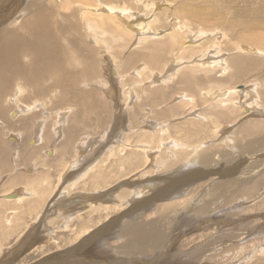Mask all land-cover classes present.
<instances>
[{"label": "rangeland", "instance_id": "1", "mask_svg": "<svg viewBox=\"0 0 264 264\" xmlns=\"http://www.w3.org/2000/svg\"><path fill=\"white\" fill-rule=\"evenodd\" d=\"M64 1L0 0V64L10 65L6 70L9 76L4 78L6 85L3 84L5 96L2 97L6 98L9 94L15 97L17 83L21 80L25 90L21 96L16 92L17 97L20 102L32 103L28 105L29 110L21 112L15 107L14 97L13 100L9 98L8 109L4 113L5 125L0 121V194L21 187L22 183H7L13 175H34L50 163L55 164L52 161L54 156H47L45 151L60 147L61 143L66 142V136L64 139H60L62 136H57L58 139L54 137L52 131L56 130H51L49 124L57 120L64 123L59 117V110H65L69 103L80 104L70 107L72 111L67 115L69 122L63 130L75 123L73 125L78 126L79 139L85 138L84 142L90 143L85 150L92 155L82 159L81 163L97 162L108 148L126 145L128 141L138 142L144 133L156 135L157 143L162 137H168V131L175 139L191 144L209 138L192 150L190 157L186 152L179 153L185 160L187 158L186 163L184 158H176L168 145L162 144L164 148L153 149V152L150 150L153 155L144 166L139 167L141 164L135 163L132 168H124L120 172L121 177L129 171L131 173L120 177L117 184L103 190L102 196L99 194L95 199L102 201L108 198L105 204H113L112 198L117 191L122 193V190L129 189L131 192L118 199L114 197L120 208L92 213L93 218L101 217L102 222L96 225L92 223L95 227L91 226L92 229L80 238L76 232L79 224L76 214L72 215L71 220L66 219L71 224L70 229H66L64 227L68 223L62 216L51 218L54 210H60L55 207L51 213L46 212V216L41 218L43 221L32 224L22 236H11L2 247L4 251L0 255V264H264V116L260 114V111H264V100L258 97V89L254 91L255 96L245 92L242 101L252 103L258 112L249 115L241 109V104L236 106V111L227 115V121H233L223 123H229L226 126L229 129L227 134L221 129L220 132L215 130L218 137L213 138L212 120L215 119L205 113L209 114L212 110L221 112L232 103L224 100L221 106H213L204 94L214 90L222 92L231 87L242 90L256 80H264V52L235 55L236 47L250 44L264 51V41L257 36L254 38L259 40L253 38L254 33L264 36V0H66L63 5ZM148 1H153L150 3H155V6L146 7ZM79 3H90L89 9L104 13L112 5L123 7L126 11L118 9L116 20L128 30V27H134V32L129 31L130 34L125 36L111 28L110 32L102 35L96 15L86 14ZM156 3H163L164 6ZM156 9H160L159 14ZM104 13V16L112 15L110 12ZM155 14L159 15L157 19L160 22H153ZM110 22L116 28V22ZM183 23L187 24L186 28ZM177 24L183 28L177 32L176 46H180L179 39L191 46L184 52L180 50V58H176V55L172 57L177 51L169 52L171 48L165 44L168 40L165 35L174 31L171 27ZM47 26L51 27L49 31L54 30L51 33H58L63 45L53 41L55 39L51 38L50 33L43 32ZM11 30L17 32L16 36H9ZM7 36L10 41L2 49ZM39 36L43 40L38 42L46 40L42 47L39 45L40 49H36L34 47ZM194 40L197 43L193 44ZM62 46L71 60L64 61L59 78L53 75L49 77V73L44 72V66L58 63L57 52ZM157 46L162 52L155 60L152 54H155L154 47ZM18 54H25L26 59L21 57L25 61L17 60ZM195 56L198 60L203 56L205 61L222 56L229 62L235 56H240L245 59V67L235 72L229 64L231 69L222 74L220 66L195 65ZM169 61H172V65ZM176 64L180 67H177L179 71ZM23 70H30L32 79L38 78L33 87L28 81L29 77H19L18 73L21 74ZM71 70L75 79L85 78L88 83L71 87ZM58 81L63 82L62 87ZM30 85L31 90L28 89ZM109 91L111 93L107 94ZM72 96L81 101L75 103ZM93 103L97 108L99 105L102 108L97 110L91 105ZM61 105L64 108H60ZM16 109L21 116L14 118L11 112ZM39 120H44L43 125H46L43 131L48 130L45 138L47 145L42 142L32 146L29 140L33 137L38 140L35 123ZM256 120L263 121V124L258 130L251 129V134L244 138L243 135H246L239 131L240 126ZM191 123L193 127H199L193 134H190L193 129L189 133L187 130ZM159 131L160 138L157 134ZM17 133H21L20 136ZM73 141H67L69 145L61 149L58 159L60 155H65L66 162L75 161V158L72 159ZM151 144L139 147L147 148ZM218 144L220 146H216ZM23 147L27 148L26 151ZM75 155L80 157V153ZM175 162L181 164L173 165ZM57 166L53 167L52 182H56L65 164L60 167L58 163ZM71 169L65 180L78 170ZM65 180L58 188L57 195L62 192ZM150 184V187H146ZM90 187L76 185L77 190L82 191ZM68 192L71 194L69 189L64 198ZM80 205L84 207L86 202H81L78 207ZM79 212L83 213L80 218L84 221L88 219L84 209H79ZM105 214L108 216L104 219ZM33 215L28 216V220ZM50 218L53 219L52 224L47 222ZM97 219L96 222L99 221ZM44 222L47 223L46 227L53 229L49 237L43 233L46 230L42 225Z\"/></svg>", "mask_w": 264, "mask_h": 264}, {"label": "bare ground", "instance_id": "2", "mask_svg": "<svg viewBox=\"0 0 264 264\" xmlns=\"http://www.w3.org/2000/svg\"><path fill=\"white\" fill-rule=\"evenodd\" d=\"M63 1V0H62ZM66 1V0H65ZM64 1V3H62L63 5L66 3ZM127 2V1H126ZM149 2V1H148ZM150 2H153V1H150ZM146 3L145 6L149 8V6H155V3ZM69 2H67L68 4ZM77 3V2H75ZM83 3V2H82ZM82 3H79L81 5L80 8H83V10L86 12V14H88L89 16H91L92 14L96 15V18H97V21H98V26L99 28L101 29L102 31V35L107 34V32L109 31L110 32V29L113 28L115 30H119L121 33H123L125 36H128L127 34H130L131 31H133L132 29H134V27H128L129 30L123 26V24L121 25L117 20H116V15L115 13L118 11V9H122V12H125L126 9H124L123 7H119V6H110L106 11L107 14L110 12L112 13V15L109 17V15L106 17L103 15V11H99L98 9H89V5L91 6V4H87V5H82ZM100 3V2H99ZM164 3V2H163ZM163 3H160L161 6L163 5ZM168 3V2H167ZM79 4H77L78 6H80ZM116 4V3H115ZM156 4H159V3H156ZM159 4V5H160ZM99 5V4H98ZM127 5V4H126ZM159 5H156V6H159ZM67 6V5H65ZM69 6H70V3H69ZM68 6V7H69ZM136 6V5H135ZM164 6V5H163ZM162 6V7H163ZM166 6V5H165ZM66 7V8H68ZM160 7V6H159ZM158 7V8H159ZM135 8V7H134ZM154 8V7H153ZM157 8V7H156ZM161 8V7H160ZM165 8V7H164ZM184 8V7H183ZM129 9V7H128ZM142 9V8H141ZM178 9V8H177ZM176 9V10H177ZM182 9V7H181ZM136 10V9H135ZM180 10V9H178ZM183 10V9H182ZM99 11V12H97ZM120 11V10H119ZM153 11V10H152ZM157 11V9L155 10ZM159 11V12H158ZM158 11L156 13H160V9H158ZM247 10H245L246 12ZM106 12L104 14H106ZM169 12V11H168ZM178 13V11H176ZM174 12V13H176ZM244 12V11H243ZM248 12V11H247ZM131 14V11L129 12ZM165 13V12H164ZM252 13V12H250ZM249 13V14H250ZM151 14V13H150ZM246 14V13H245ZM133 15V14H132ZM149 15V14H148ZM176 15V14H174ZM243 15V14H242ZM248 15V14H246ZM154 20L153 22H156L158 21L159 19L157 18H160L159 15L155 14L154 15ZM178 16V15H177ZM170 17V15H169ZM127 18H128V15H127ZM134 18V17H133ZM132 18V19H133ZM177 18V17H175ZM262 18V17H261ZM168 19V18H167ZM166 19V20H167ZM172 19V18H171ZM170 19V21H171ZM177 19H180L179 17ZM43 20V19H42ZM119 20V19H118ZM122 20V19H121ZM257 20V19H255ZM261 20V19H260ZM40 21V20H39ZM110 21H114L116 22L115 24V27H113L112 23ZM181 21V20H180ZM179 21V23H181ZM259 21V19H258ZM46 21H43V23H45ZM123 22V21H122ZM125 22V21H124ZM160 22V20H159ZM162 22V21H161ZM188 22V21H187ZM255 22V21H254ZM129 23V22H128ZM127 23V24H128ZM169 23V22H167ZM166 23V25H167ZM261 23V22H260ZM258 24V23H257ZM45 25V24H44ZM138 25V24H136ZM139 25H141V23H139ZM170 25V23H169ZM178 25V27H177ZM176 26H172L171 28H174L175 30L172 31L171 33L165 35L167 36L168 40L165 42L166 46H168V48H171L169 52H173L175 53L174 51H177L174 56L172 57H176V58H180L178 57L179 55V52L181 50V52L183 51L184 52V49H189L190 47H188V45H186L184 43V41L182 40L181 42V39H179L180 41V46L177 47L176 46V41L178 39V34L177 32H179L178 30L180 28H183V26H185V28L187 27V24L186 23H183L181 26H179L180 24H177ZM253 24H251L252 26ZM256 25V24H254ZM259 25V24H258ZM53 26V25H52ZM55 26V25H54ZM130 26V24H129ZM171 26V25H170ZM51 28V27H44V31L45 33H50L51 34V38H54L55 40L53 41H57V43L59 45H63V43L61 42V37H58V33L56 32H52L51 31H54L53 29H51V31H49L48 29ZM138 28V27H137ZM141 29V27H139ZM138 28V29H139ZM170 28V27H169ZM255 28H258V27H255ZM259 28L261 29V27L259 26ZM55 29V28H54ZM263 29V28H262ZM142 30V29H141ZM118 31V32H119ZM130 31V33H129ZM134 32V31H133ZM140 32V31H139ZM217 32V31H216ZM16 33L15 30H11L9 31L8 34H10L9 36L10 37H13V36H16ZM156 34V33H155ZM219 34V33H218ZM260 34V33H259ZM13 35V36H12ZM46 35V34H45ZM53 35V36H52ZM157 35V34H156ZM156 35L154 37H156ZM252 35V34H251ZM249 35V37L251 36ZM263 34H255L253 35V38L254 36L258 37L261 41H264V36H262ZM7 36V38L5 39V43L3 42L2 45V49L6 46V43H8L10 41V37ZM36 36H38V34H36ZM164 36V37H165ZM122 37V36H120ZM124 37V36H123ZM158 37V36H157ZM197 37V36H196ZM248 37V38H249ZM46 38V37H45ZM118 38H119V35H118ZM255 39L254 40H259V39ZM164 39V38H163ZM247 39V38H246ZM251 39V38H249ZM40 40H43L42 37H37L36 39V43H35V47L36 49H40L39 45L42 47L44 45V42L40 43L38 41ZM53 41H50V42H53ZM257 42V44H262V42L258 43V41H255ZM253 42V43H255ZM194 43H197V40H194L193 41V44ZM264 44V43H263ZM107 45V44H106ZM198 45V44H197ZM164 46V47H166ZM176 46V47H175ZM193 46V45H192ZM259 46V45H258ZM160 47V46H159ZM163 47V48H164ZM193 47H197V46H193ZM199 47V46H198ZM263 47V45H262ZM156 52L155 54H152V58H155V60L159 57V55L161 54V50H159L158 46L157 47H154ZM166 49V48H164ZM202 49V48H201ZM264 49V48H263ZM235 55L236 54H244L246 55L247 53L249 55H253L255 53L256 55V52L258 53H263L264 51L253 45V44H250L248 46H239V47H236L235 48ZM167 52V51H165ZM180 52V53H181ZM168 53V52H167ZM169 54V53H168ZM178 54V55H177ZM197 54V53H196ZM264 54V53H263ZM176 55V56H175ZM260 55V54H259ZM262 55V54H261ZM57 56H59V61L57 60V64H52V63H48L47 64V67L44 66V72L45 73H49V77L50 75H53L57 78L60 77L61 74H59L60 72H63L62 70L64 69V61L67 60L68 62L71 60V57H67V52H66V48L65 47H61L58 52H57ZM56 56V57H57ZM197 56V55H196ZM195 56V60H197L194 64L195 65H200V66H208V67H213V68H216V67H221L222 68V74L230 68V65L232 69H234L235 72H239L241 71L244 67H245V64H243L245 61L244 57H240V56H235V58H233L230 62L227 61L225 58H222V56H220V58L218 59H215V57H212V59H207L205 61L204 57L202 56L201 58L199 57V60H198V57L196 58ZM199 56V55H198ZM21 57H23V59H26V55L25 54H21L19 56V54L17 55L16 59L19 60L21 59ZM70 58V59H69ZM175 58V59H176ZM19 60V61H25V60ZM28 59V58H27ZM192 59V58H191ZM193 59V60H194ZM11 61V60H9ZM174 61V60H173ZM170 62V61H169ZM172 62V61H171ZM169 63L172 65V63ZM12 63V62H11ZM20 63V62H19ZM56 63V62H55ZM110 63V62H109ZM167 64V65H169ZM193 64V66H194ZM230 64V65H229ZM20 65H22L20 63ZM32 65V64H31ZM166 65V66H167ZM188 65V64H187ZM9 66L10 65H4V64H0V121L1 123H3V126L5 125L4 123V120H5V111L7 112L6 109H8V104H9V98L12 99L13 94H7L5 93L6 95V98L5 97H2V96H5L3 95V90H4V83H5V80L4 78L7 76H9L6 72L7 69H9ZM26 66V65H25ZM24 66V67H25ZM176 66V69L177 67H179L177 64L175 65ZM249 66V65H248ZM27 67V66H26ZM41 68V67H40ZM170 68V67H169ZM180 68V67H179ZM207 68V67H206ZM230 68V69H231ZM5 69V71H4ZM137 70V69H136ZM179 71V69H177ZM215 70V69H214ZM13 71V70H12ZM11 71V72H12ZM67 71H70V70H67ZM137 72V71H136ZM138 72L140 73V71L138 70ZM69 76L70 78L72 79L71 81V84L70 86L71 87H75L76 85H81L83 82L84 83H88L86 82L87 80H85V78L83 79H75L73 76H72V70L71 72H69ZM7 74V75H6ZM33 74V73H32ZM64 74V73H63ZM172 74H175L172 72ZM19 77H23L25 78V76L29 77L28 78V81L29 83L31 82L32 87L35 85L34 83H37L38 81V78H33V76L31 75V72L30 70H23L22 73H18ZM52 76V77H53ZM175 76V75H174ZM194 76V75H193ZM194 78V77H193ZM161 79V78H160ZM9 80V78H8ZM7 80V81H8ZM31 80V81H30ZM24 81V80H23ZM26 81V80H25ZM173 81V80H172ZM27 82V81H26ZM59 83V81H58ZM62 83H59L58 85H61L62 87ZM74 83V84H73ZM96 83V82H95ZM69 84V83H68ZM98 84V83H97ZM6 85V83H5ZM29 85V84H28ZM27 85V86H28ZM56 85V84H55ZM260 85V86H259ZM25 86V85H24ZM104 86V85H103ZM17 88L15 89L17 93L21 94L24 92L25 88L23 87V84L21 83V80L20 82L17 83ZM31 85L28 87V89L32 88ZM58 87V86H57ZM96 87V86H95ZM64 88H66L65 84H64ZM72 88V89H73ZM247 88V89H246ZM33 89V88H32ZM158 89V88H157ZM258 89L259 91V95L258 97H260V100L262 98V100H264V80L261 82L259 80H256L255 83L251 84L249 87H247V85L245 86L244 89H239L238 87H231L227 90H224L222 92L219 91H209L208 94H206V92H204V94L206 96L209 97V100L211 101V104L214 106V105H218V106H221L222 102L224 100H226V103L228 102H231L232 104L229 105L228 107L224 108L223 111L221 112H216L215 110H212L209 112H204L206 115H211L212 117H214L215 120H212V123L214 124V129H213V135L215 137H218V135L215 134V130L220 132L219 129H221L223 131L224 134H227V132L229 131V129L226 127L228 124H223L225 122H232L233 120H229L227 121L228 119V116L227 115H230L231 113H234L236 111V106L238 105H242L241 109L242 110H245V112L252 114L253 112H258V110L256 109V107L252 106V103H248V102H243L242 101V97H243V94L245 92L247 93H251V96H255V93L254 91ZM14 90V91H15ZM31 90V89H30ZM64 90V89H63ZM67 90V89H65ZM69 90V89H68ZM107 90V89H106ZM15 92V97L13 98L15 100V107L18 108V110L20 109L21 112H24L26 109L30 108L28 105L32 104V103H24V102H20V99L17 97V93ZM33 92V91H32ZM11 93V92H10ZM94 93V92H93ZM91 93V94H93ZM111 93L110 91L107 92V94ZM124 93V92H123ZM50 94V93H49ZM70 94V93H69ZM102 95H104L102 93ZM238 95V97L234 98V96ZM109 96V95H108ZM111 96V95H110ZM17 98V99H16ZM71 98L74 99V102L75 103H78L79 101H81V99H79L75 96H72ZM10 99V100H11ZM12 99V100H13ZM22 99V98H21ZM88 100V99H87ZM191 100V99H190ZM39 101V100H38ZM36 102V101H35ZM67 102V101H66ZM73 102V103H74ZM88 102H94L93 101H88ZM102 102V101H101ZM38 103V102H36ZM36 103L34 105H36ZM69 103V102H68ZM105 103V102H104ZM261 104V101L259 102ZM40 104V102H39ZM80 103L78 104H71L70 103L68 104V106L62 110L64 111H60L59 110V117H61L64 121V123H59L58 120L54 123V124H49V127H51V130H56V131H52L53 132V135L54 137L57 138V136H62L60 139H64V136H66V142H64L63 144L61 143L57 149L55 148H50V149H46L45 151V154L49 157L51 156H54L52 161L55 162V164L53 163H50L43 171H40L39 173H36L34 175H28V174H20V176L18 175H13L10 179H8L7 183L8 184H12V185H15V184H18V183H22L24 184L22 186L21 184V187H18L15 188V189H18V190H15V189H10L8 191H5L4 193L2 192V194H0V255H1V252L4 251L2 250L3 246L8 242V240L11 238V236H15L17 237L16 235H18L19 237L22 236L24 234L25 231L28 230V228L32 225V224H36L37 221H43L42 219L46 216V212L48 213H51L52 209H54L56 207L57 210H60L59 214L56 210H54L53 212V215L51 218L53 217H56V218H60L61 216L63 217V219H67L68 221L71 220V217L73 214H76V221H77V218H78V228L76 230V232L78 233L76 236L78 238L82 237L84 234H87V232H89V230H91V226L92 227H95L96 224H101L102 220L101 217H99L98 219L96 217L93 218V214L95 211H101L103 212L104 210L108 211V210H115L116 208H120V204H117V200L118 198L120 197H123L125 193L127 192H131L129 189L128 190H122L120 193V191H117L115 193V196H113L112 198V202L113 204H105V200H107L108 198L106 199H103L102 201L98 200V199H95V197H98V195L100 194V196H102V192L103 190H105L106 188H110L111 186H113V184H117L116 182H119L121 179V175H120V172H122L124 170V168L126 167H130L132 168L133 164L135 163H138V164H141L139 167L141 166H144L146 163H148V161L150 160V158L152 157V153L153 152L152 150L153 149H160V148H164L162 146V144H166L168 145L171 149V153L174 152V155H176L175 157L176 158H181L183 160L184 157H182V155L180 156L179 153L180 152H186L188 153V157H190V155L192 154V150H194L199 144H201L202 142H205L207 141V139L209 138H206L204 141H199L197 142L196 144H191V143H187L181 139H175L173 136H170L169 135V131H168V137L164 138L162 137L161 139H159L158 143L157 141L155 142V139L157 138L156 135H153V134H142L140 136V141L138 142H132V141H128L126 143V145H117L115 146L114 148H108L106 150V153L103 155V157L101 159H99L97 162L95 161H85L86 163H81L82 159H84L85 157L88 158L89 155H92L91 152L89 151H86L85 149L87 148L88 144H86V141L84 142V140H86L85 138H80L79 139V136L80 134H78V126L77 125H73L75 123H73L72 125H70V128H67L66 130H63L65 129L66 127H64V125H68V122H69V116L67 117L68 114H70V111H72V108H70L71 106L73 107H76L78 106ZM90 104V103H89ZM95 103L91 104L92 106L96 107L94 105ZM97 104V103H96ZM102 104V103H101ZM106 104V103H105ZM43 105V104H42ZM98 105V104H97ZM33 106V105H31ZM38 106V104H37ZM93 107V108H94ZM100 105L98 106L97 110L101 109L102 107H100ZM60 108H64L62 107V105L60 106ZM47 109V108H46ZM56 109V108H55ZM95 109V108H94ZM17 109L16 110H13L11 112V115L16 118V117H19L21 116V112L18 111ZM29 110V109H28ZM68 110V111H67ZM97 114V113H96ZM260 114L264 116V111H260ZM205 115V116H206ZM45 118V117H44ZM71 118V117H70ZM209 118V117H208ZM3 119V121L1 120ZM28 121V120H27ZM33 121V120H32ZM43 121L44 120H39L38 122H36V127H37V130L35 132V136L38 138V140L33 137L29 140V142L31 143L32 146H35V145H38L40 143L43 142V144L45 143L46 144V133L48 130L46 131H43L45 126L46 125H43ZM72 121V120H71ZM74 121V120H73ZM192 122V121H191ZM0 123V124H1ZM195 123V122H194ZM40 124V125H39ZM116 124H118V128L119 127V123L118 121H116ZM122 124V123H121ZM196 124V123H195ZM198 124V123H197ZM260 124H263V121L261 120H256V121H253V122H248V123H244L240 126L239 128V131L241 133H244L246 135V137L243 135L244 138H247L251 133H249L250 131H252L253 129H259V126ZM199 125V124H198ZM197 125V127H198ZM44 126V127H43ZM200 126V125H199ZM180 129H182L180 126L178 127ZM196 127H193V123H191V126L189 128H187L188 130V133H189V130L190 129H193V130H190V134H193V132H196L198 128ZM252 129V130H251ZM261 129V128H260ZM58 130V131H57ZM163 129L161 128L160 131H162ZM228 130V131H227ZM159 131L158 134V138L161 137V132ZM58 132V133H57ZM256 133V132H255ZM260 133V132H259ZM18 134V133H17ZM21 133L18 134V136H20ZM51 134V132H50ZM78 137H76V135ZM52 135V134H51ZM53 135H52V140H53ZM84 135V133H83ZM164 135V134H163ZM75 136V137H74ZM14 139V135L12 136ZM231 137V136H229ZM55 138V139H56ZM76 138V139H74ZM58 139V138H57ZM230 139V138H229ZM228 139V140H229ZM70 140L73 141V155H72V159L75 158V161L74 160H70V161H67L66 162V158H64L65 155H60V158L58 159L57 156L60 154V152H62V148H65L67 147L69 144L67 143V141ZM232 140V139H231ZM169 141V142H168ZM187 141V140H186ZM168 142V143H167ZM190 142V141H188ZM150 147H147V145H145L147 148L145 147H139L140 145L142 144H150ZM157 143V144H156ZM85 144V145H84ZM47 145V144H46ZM216 146H220V144L216 145ZM39 147V146H38ZM37 147V148H38ZM200 147V145H199ZM24 150L26 151L25 147H23ZM189 148H192L191 150H189ZM217 148V147H216ZM33 149V148H32ZM111 149V150H110ZM219 149V148H218ZM35 150V149H33ZM56 150V152H55ZM59 150V151H57ZM151 150V152H150ZM185 150H188V151H185ZM257 150V149H256ZM0 151H1V146H0ZM155 151V150H154ZM165 151V150H164ZM259 151V150H258ZM38 152V151H37ZM51 152V154L49 153ZM198 152V151H197ZM201 152V151H200ZM257 152V151H256ZM24 153V152H23ZM55 153V155H54ZM80 153V157H75L76 155L75 154H78ZM85 153V155H84ZM31 154V153H30ZM39 154V153H37ZM197 154V153H196ZM25 155V154H24ZM33 155V154H32ZM20 156V155H19ZM38 156V155H37ZM193 156V155H192ZM34 157V156H32ZM42 157V156H41ZM195 157V156H194ZM20 158V157H19ZM35 158V157H34ZM94 157H92L91 159H93ZM162 159V156L160 157ZM175 158V159H176ZM36 159V158H35ZM160 159V160H161ZM174 159V160H175ZM181 159H178L177 161L181 160ZM187 160V158H186ZM186 160L184 158L183 161H185L186 163ZM35 161V160H34ZM183 161H180V162H183ZM180 162H177V163H180ZM188 162V161H187ZM58 163H60V167L65 164V166L63 167V169H61V171L59 172V174L57 175V179H56V182H52V172H53V167L56 168V166L58 165ZM176 162L175 163H172L173 165L174 164H177ZM57 164V165H56ZM160 164V163H159ZM181 164V163H180ZM56 165V166H55ZM81 165V166H80ZM194 166V165H193ZM258 166V165H257ZM70 168L72 169H77V172L75 171L74 173L71 174L70 177H68V181L65 180L66 179V174L69 172ZM80 168V169H79ZM134 168V167H133ZM57 169H58V166H57ZM71 169V170H72ZM128 169V168H126ZM55 172V171H54ZM131 173V171L127 172V174L125 175H129ZM5 174V173H4ZM70 175V174H69ZM122 176V177H125ZM144 175V174H143ZM110 176V178L107 179V177ZM56 177V176H55ZM65 177V179H64ZM121 177V178H122ZM65 180V185L62 187V192L57 195L59 193V187L61 186L62 184V181ZM126 179V178H125ZM54 180V179H53ZM7 184V185H8ZM81 184V186H91L90 189L89 188H85L86 190L85 191H82V190H77L76 188V185H79ZM150 185H147L146 187H150ZM13 188V187H12ZM70 189V193L68 192L67 194V197L64 198V194L65 192H67L68 190ZM151 190V189H150ZM12 191V192H11ZM56 193L55 197H54V194ZM54 193V194H53ZM164 193V192H163ZM165 193H168V192H165ZM261 195V194H260ZM62 196V197H61ZM116 197V199L114 198ZM159 197V196H158ZM60 198V199H59ZM85 201L86 202V205L83 207V205H80L78 207L79 204H81V202ZM62 202H64L62 204ZM210 203V202H209ZM3 204V205H2ZM115 204V205H114ZM84 209L85 212L87 213V216H88V219H86L85 221L80 218L81 217V214L83 213H80L79 212V209ZM203 211V210H202ZM201 211V212H202ZM84 212V213H85ZM208 212V211H207ZM214 212V211H213ZM244 212V211H243ZM33 215V217H31L29 220H28V216L30 215ZM104 213V212H103ZM203 213V212H202ZM251 213V212H250ZM213 214V213H212ZM64 215V216H63ZM102 215V214H101ZM199 215V214H198ZM108 215L105 214V217L104 219L107 217ZM43 217V218H42ZM42 218V219H41ZM49 219L47 220V222L49 224H52V220L53 219ZM99 220L96 222V219ZM63 219H61L63 221ZM80 219V220H79ZM66 220V222L68 223V221ZM82 220V221H81ZM107 221V220H106ZM211 221V220H210ZM209 221V222H210ZM65 222V224H66ZM92 223H94L92 225ZM188 223V222H187ZM44 224V228L46 230H44V234L46 236L49 237L51 231L53 229H51L52 227H46L45 225L47 224L46 222L42 223V225ZM63 225V224H62ZM71 226L70 222L68 224L65 225L64 228H69ZM51 230H49V229ZM144 228V227H143ZM70 229V228H69ZM102 229V228H101ZM153 229V228H152ZM55 230V229H54ZM131 231V230H130ZM32 232V230H31ZM129 232V230H128ZM127 232V233H128ZM132 232V231H131ZM129 234V233H128ZM127 234V235H128ZM131 234V233H130ZM17 239V238H16ZM151 239V238H150ZM24 242V241H23ZM27 242V241H26ZM24 245V243H21ZM47 244V243H46ZM50 244V243H49ZM44 246V245H43ZM16 247V246H15ZM21 247V246H20ZM263 250V249H262ZM51 252V251H50ZM264 253V250L262 251ZM261 252V253H262ZM262 253V254H263ZM106 254V253H105ZM259 256V255H258ZM264 257V256H263ZM258 258V257H256ZM64 259V258H63ZM242 259V257L240 258ZM255 259V258H254ZM256 260V259H255ZM93 261V260H92ZM90 262V261H89ZM97 263V262H96ZM104 264V263H103Z\"/></svg>", "mask_w": 264, "mask_h": 264}]
</instances>
